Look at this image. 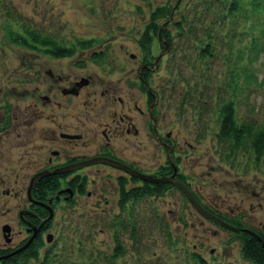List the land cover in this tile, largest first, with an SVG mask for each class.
I'll return each instance as SVG.
<instances>
[{
	"label": "rangeland",
	"instance_id": "rangeland-1",
	"mask_svg": "<svg viewBox=\"0 0 264 264\" xmlns=\"http://www.w3.org/2000/svg\"><path fill=\"white\" fill-rule=\"evenodd\" d=\"M236 3L229 13V0H0V247L4 225L14 244L23 239L18 211L35 171L55 158L53 151L62 158L101 150L105 140L96 132L105 125L121 130L108 136L113 155L148 174L165 165V151L149 135L146 94L137 78L142 59L153 62L161 54L146 82L157 95V133L171 134L181 176L204 207L264 234V155L258 158L248 146L235 149L218 136L222 101L233 103L238 125L264 126V0ZM162 6L172 8L170 18L155 22L159 28L169 20L166 47L147 28ZM32 32L74 54L58 59L23 45ZM146 33L152 40L144 47ZM88 41L86 49L79 45ZM49 69L69 82L51 85ZM247 72L257 77L255 86L248 85ZM80 77L87 86L77 95L61 93ZM38 96L51 103L42 106ZM14 111L18 123L2 128ZM67 115L76 123L89 119L91 132L76 130L85 141L51 139L54 123L66 124ZM121 115L131 123L115 124ZM130 124L136 135L125 132ZM4 158L6 168L13 162L10 172ZM80 175L87 180L82 194L55 208L52 242L43 243L36 258L7 264H251L242 259L239 232L203 218L179 190L168 187L121 206L120 171L95 164ZM118 244L122 254L114 252Z\"/></svg>",
	"mask_w": 264,
	"mask_h": 264
},
{
	"label": "flooded vegetation",
	"instance_id": "flooded-vegetation-1",
	"mask_svg": "<svg viewBox=\"0 0 264 264\" xmlns=\"http://www.w3.org/2000/svg\"><path fill=\"white\" fill-rule=\"evenodd\" d=\"M140 71H141V76L143 73L147 72V64H146V60L143 59V62L140 65ZM149 70V69H147ZM147 74V73H146ZM45 76L47 77V79L49 80L50 84L53 85L55 84V82H69V76L68 75H60L58 73H53L52 70H47ZM87 81L84 80L83 77H80L79 80L74 81L73 83H71L70 87H64L61 90L62 94H72L74 93L75 95H77L78 91L84 87L87 86ZM147 91H145L146 94V107H147V112L149 113V117L148 119L150 120L151 118V113H150V105L152 104L151 101H149V92L147 94ZM41 101L43 100V105L45 106L46 103H51V100L49 97L45 96V97H41L38 96ZM54 107V106H53ZM19 114L14 111L12 113V115L7 114L6 115V120L7 122L4 123L3 127H12L15 126L19 119ZM67 117H69V115H67ZM115 119V115L114 118ZM124 119H126V123H131L129 118H125L124 115H121V117L119 118V121L114 120L115 124H121L122 122H124ZM3 116H0V123H3ZM89 122V119L87 117H83V118H78V123H76V119H71L69 117L68 121L66 122V124H60V122L57 120L54 123V130L51 133V139L54 140L56 143H60L61 141L66 142V143H70L73 141H79V140H83L85 141V138L83 136L82 133H78L76 132V130L79 127H86L87 131L91 132V127H87V123ZM131 125V126H130ZM127 126V128L125 129V132L127 134H130L133 131V134H137V130L135 129V126L133 127L132 124H130ZM133 129V130H132ZM121 130L118 129H112L110 128V126L105 125V127L101 128L100 131L96 132V136L98 137H102L105 141H101L99 148H101V150H98L97 152L91 153V154H80V155H72L69 154L66 157H62L60 156L58 151H53L52 155L55 156L54 159H50L48 158L47 162L45 165L41 166V168H38V170L35 171V173L30 177L29 180V184L28 187L30 185V181L31 178L38 174L39 171H58V173H52V175H54V180H55V186L56 189L53 190L55 192L60 191V190H64V192L62 193V197H66L67 196V192L65 191L66 188H69L71 191H73L74 193H78V191H80L83 187V185H85L87 183L86 180V176L85 175H80L81 171H84V169H88L91 166H84L81 168V170H68V171H61L65 168H70L72 166H76V165H80L85 163V161L90 160L91 158L94 157H110V158H116L121 160L119 157L115 156L112 154V152H110L108 144H109V135L111 132L114 133H118ZM151 131V133H150ZM150 131H149V135H152V125L150 127ZM86 132V131H85ZM95 132V131H94ZM93 132V134H94ZM166 137H170L168 136V134H166ZM162 140V146L165 150V152L167 151V147L164 146V144L166 142H170L169 139L165 138L163 139L162 137H160ZM21 145V144H20ZM175 150V149H174ZM166 154V153H165ZM24 155H29V152L26 151V153ZM174 155V154H173ZM21 162H24L23 158H19ZM7 158H4L2 161V166L5 167V170H8L10 172L9 167L11 165H13V162L8 161V166L6 168L7 165ZM122 161V160H121ZM175 161H177V164L179 162V158L176 157ZM122 162H125L124 160ZM126 163V162H125ZM131 166V165H130ZM132 167V166H131ZM161 167L165 168L163 171H159L158 172L161 175H166V174H173L174 172L176 173V171L173 169H171V166L169 165V160L166 157V162L165 165H161ZM156 173V171L154 172V174ZM176 178L180 179L182 182L186 183L184 178L181 176V174H177L175 175ZM125 178V177H124ZM123 178V179H124ZM143 185V184H141ZM168 186V185H167ZM166 185L163 187V190H166L168 187ZM28 187L26 189V194L28 193ZM78 190V191H77ZM8 190H5V194H7ZM52 191V190H50ZM50 191L45 188V185L40 186L39 183L37 182V184L33 187L31 194H32V198L29 197V195L27 194L28 198L23 201V203L20 205V210L18 211V216H19V223L23 226V231H24V236L23 239L20 240L19 243L14 244L13 243V235L11 233V229H10V233H9V239H6L5 243L3 245H1L0 247V264L4 263V261L7 260V262L9 261H16V250L20 248V246H22V244H25L26 242H28L30 240V243L32 241L31 246L33 247L34 245H36L39 241V243H43L45 241V237L47 235V233L49 232V230L51 229V223L52 220L49 221L47 224L45 223V219L48 217L49 215V209H48V204H47V198L50 195ZM3 192V193H4ZM59 205V203L55 204L54 209ZM46 225H45V224ZM8 240V241H7ZM29 243V244H30ZM34 250V249H33ZM30 253V252H29ZM28 253V254H29ZM16 256V257H15Z\"/></svg>",
	"mask_w": 264,
	"mask_h": 264
},
{
	"label": "trees",
	"instance_id": "trees-1",
	"mask_svg": "<svg viewBox=\"0 0 264 264\" xmlns=\"http://www.w3.org/2000/svg\"><path fill=\"white\" fill-rule=\"evenodd\" d=\"M237 0H229V13H233V11H236L238 8V4L236 3ZM172 14V8L171 7H159L154 12L150 14V22L148 25V30L153 29L155 34L158 33L159 28L156 25V21H158L161 18H170V15ZM160 35L162 38H165L167 36L166 31L164 29L160 30ZM27 40L33 43L35 46H40L41 48H45L46 53H49L53 56L57 57H65L66 55H72L73 49L72 48H66L65 46L62 48L54 41H51L47 38V36H39L38 34L32 32L29 33L28 37H25ZM150 35L146 33L145 38L142 40L141 44L145 47L146 45L149 46L151 43ZM20 41V40H19ZM22 44L29 46L25 39H21ZM169 41V40H168ZM167 42V41H166ZM168 43V42H167ZM169 44V43H168ZM82 48L86 49V47L90 46V42H83L79 43ZM209 49L203 51V54H209ZM146 73V72H145ZM246 80L248 81V85L255 86L257 82V77L254 76L253 72H247L245 74ZM217 112L219 115V130H218V136L220 139H222L225 142H233V147L235 149L248 146L251 147L253 151H255V154L258 158H260L262 155H264V126L260 128H254L252 124L245 125V124H237L236 120H234V110H233V103L231 101H228L227 103L222 101L217 106ZM119 190H120V200L121 205H124L125 202L134 200L135 197H138L142 194L143 197L146 196H156L160 195L163 191V187L165 185L161 184H154L149 185L148 183H143L142 187H136L135 189L126 190L125 189V180L119 179ZM38 183L40 186L45 185V188L50 190H55L57 186L54 184L56 183L54 180V175L49 174L48 176H42L38 179ZM219 217H223L222 215H218ZM226 221H228L230 224H234L235 226L240 227V222L237 219H227L226 217H223ZM250 229V228H249ZM255 229H250V231H254ZM131 239L134 241L136 240V232L131 231ZM257 237L255 234H251L248 232H239L234 233L235 238H237L240 241V248H241V256L242 259L245 261L250 262L251 264H264V234L262 232H257ZM259 237V238H258ZM30 243V240L26 242L25 244H22L19 249H17L16 252V258H19V260L15 261L18 262H25L26 260L35 257L34 251L38 249V247L41 245L38 241L36 245L33 246V251H31L28 256L22 257L23 252H29L30 249L28 247H31L32 241ZM27 249V250H26ZM121 246L118 244L114 250L115 254H122L121 253ZM7 260L4 261L2 264H7ZM203 263V261H202Z\"/></svg>",
	"mask_w": 264,
	"mask_h": 264
},
{
	"label": "water",
	"instance_id": "water-1",
	"mask_svg": "<svg viewBox=\"0 0 264 264\" xmlns=\"http://www.w3.org/2000/svg\"><path fill=\"white\" fill-rule=\"evenodd\" d=\"M92 162H104V163H107L109 165H114L116 167H119V168H124L126 169L131 176H135V177H138V178H141L143 179L144 181H148V182H153V183H167V182H170L172 185H175V186H178L182 192L184 193V195L190 200V202L192 203L193 207H195V209L201 213L205 218L209 219L210 221H214L215 223H217L219 226L221 227H225L227 229H230V230H234L236 232H248V233H251L253 234L252 232H250L248 229L246 228H239V227H236L234 225H231V224H228L227 222H225L224 220H221L220 218L214 216L213 214H210L208 211H206L201 205H199L198 201L196 200V198L193 196L192 192L190 191V189L185 186L183 183H181L179 180H174L173 178H156L154 179V177H151V176H147V175H142L140 173H138L137 171H132V170H128L125 166H122L121 164H119L118 162H115L113 159L110 160V159H98V160H91L90 162H87L85 163L86 164H91ZM47 173H39L32 181V186L35 184V182L42 176H46ZM4 231L6 232H9V228L8 227H5L4 228ZM254 235V234H253ZM255 236L257 237V235L255 234ZM259 238V237H258ZM50 239V238H49Z\"/></svg>",
	"mask_w": 264,
	"mask_h": 264
},
{
	"label": "bare ground",
	"instance_id": "bare-ground-1",
	"mask_svg": "<svg viewBox=\"0 0 264 264\" xmlns=\"http://www.w3.org/2000/svg\"><path fill=\"white\" fill-rule=\"evenodd\" d=\"M221 140H222V139H221ZM141 198H144V197L142 196V194H141L140 196H139V194H138V197H135L134 200H135V199H138V200H139V199H141ZM28 249H30L29 252L33 251V247H32V246H31V247H28ZM26 250H27V249H26ZM29 252H28V253H29ZM23 253H25V254H23L22 257L28 256V253H27V252H23ZM16 260L18 261L19 258H17Z\"/></svg>",
	"mask_w": 264,
	"mask_h": 264
}]
</instances>
